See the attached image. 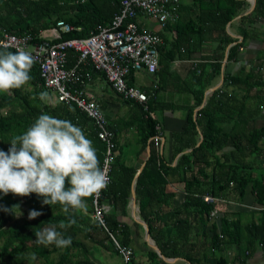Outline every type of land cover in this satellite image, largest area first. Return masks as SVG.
<instances>
[{
  "label": "trees",
  "instance_id": "obj_1",
  "mask_svg": "<svg viewBox=\"0 0 264 264\" xmlns=\"http://www.w3.org/2000/svg\"><path fill=\"white\" fill-rule=\"evenodd\" d=\"M106 7H109L108 13ZM119 7L118 0H0V25L7 31L17 35L29 34L32 42L45 40L40 35V32L54 27L55 22L59 19L81 27L79 31L61 32L60 38L51 40L56 42L60 39L90 35L97 30V26L109 24L113 16L119 11ZM239 9L240 2L231 0L229 6L219 11L222 14L221 18L224 23L232 20ZM255 12L257 16L264 17V0H256ZM170 27L168 26L167 29ZM175 30L176 37L168 52L174 51L176 53L175 57H182L184 54L181 51H184L183 53L185 51L192 53L194 49L190 48L189 33L184 28H178L177 24L175 25ZM248 35L246 31H243V39L229 47L227 53L229 60L237 59L239 46L243 45ZM232 41V38H224L222 49ZM185 44H188V48L181 50V47ZM0 50L12 51L2 48ZM160 51L161 49L159 48V76H161L160 71L167 70L166 60L162 58ZM262 57H264V53ZM74 59L75 56L70 51L68 65H72ZM210 67L211 72L208 71L206 64H199L200 73L192 72V88L190 91L195 101L193 106L188 108L185 126L180 132L173 134V153L174 155L181 153L186 147H190L191 150L181 154L174 166H170L165 161L153 140V137L160 133L156 128V125H159V119L154 115L150 116L142 105L135 104L140 111L138 120L135 121L134 119V123L140 127L138 129V141L142 149H145L148 142L150 144L149 157L135 182V195L139 205V214L146 222L149 234L163 254H167L164 247L167 245H171L172 249L176 250L175 244L176 239H178L183 243L182 248L185 252L183 256L191 263L196 262L195 257H193L196 255L194 253L196 244L189 239L192 227L189 219L179 217V213L183 212V210H194L200 217L199 222L204 223L209 213L215 208V204L205 202L202 196L209 194L219 198L224 195V190L230 184L234 186L236 192L241 196L245 187L251 183L253 190L257 194L258 201L260 203L264 202V184L261 183L259 187H256L253 175L245 171L242 173L243 169L250 168L246 166L243 158L258 149L259 141L264 136V125L258 129H249L246 134L244 131L239 134L233 125L230 129L224 128L221 124L222 120L217 114L218 110L226 103V100L223 97L221 98L223 95L219 94L222 93L221 89L213 91L206 103L197 111L196 117H193V109L203 103L204 93L220 72L221 63L215 60L213 64H210ZM30 75L32 79L22 88L13 89L8 93H0V149L7 151L10 147L9 142L14 136L23 134L40 114L47 113L57 118L70 120L80 126L87 137L93 141V145L97 150L99 164H101L105 148L104 143L97 136L93 122L75 104H66L64 102L52 104L50 99L41 100V93L46 94L49 90L44 86L38 66L35 63L31 68ZM97 75L108 84L102 74L93 72L94 77ZM252 77L251 74H246L244 79H240L239 74L230 75L225 73L222 87L229 84L236 85L239 81H243L249 90L252 89L253 85H261L259 81L250 83L249 80ZM128 83L132 84V74L129 75ZM141 89L148 95V110L151 112V110L155 111L158 109L159 101L153 98V94L156 93L157 89L147 87ZM259 100L264 101V93ZM130 102L123 100V103ZM168 107H172V105ZM3 109H6L5 113H2ZM197 126L202 135L199 145H196L193 139L186 144L178 143L186 135L195 138L198 132ZM110 127L114 130L111 125ZM225 147H229L231 150L224 152ZM217 151L221 152L220 157L216 155ZM210 166L215 169L216 175L206 172V169ZM223 170H225L224 174H222ZM171 172L182 174L181 182L186 194L180 209H175L169 215L162 217L161 214L157 213L158 210L154 206L159 203H168L173 198L174 192L167 190V176ZM135 173L136 169L133 166L126 165L124 161L120 160L119 155L115 156L110 182L104 194L111 202L121 204L123 213L131 194ZM187 174L189 176H186ZM41 201L42 197H38L35 193L23 197L15 196L11 193L7 196L0 195V205L7 207L16 205L17 213L22 210L27 215L22 221L17 222V216L13 213L0 211V238L2 239L0 244V264H35L40 257L44 261L43 264H69L72 262V257L69 256V253L74 246L79 245L77 240L71 237L72 243L65 248H58L55 245L45 247L37 243L35 233L45 227L56 226L57 231H60L65 238H68L66 228H60L59 225L63 223L68 229L72 228L76 232L80 229V218H83V215L86 218L89 216L72 209L65 213L61 205H44ZM87 202L91 205V198ZM33 209L40 211L42 214L30 220L28 219V213ZM153 214L155 215L153 216ZM171 215L176 217L171 238L172 242L173 239L176 241L173 243H162L154 234V223H160V221L164 220L162 218ZM150 216L152 218H149ZM73 220L75 223H72ZM106 221L108 229L115 239L120 244L129 245L131 236L129 226L110 218L109 215H106ZM94 223L95 227L105 233L98 223ZM134 227H138V224L134 223ZM212 231L210 249L218 248L224 238L231 243H244L249 251H253L259 245L264 249V211L260 222H252L246 225H241L237 219L228 220L223 216L218 217L215 223L212 224ZM105 235L110 239L107 233ZM52 253H55V256L51 255ZM172 253L175 254V252ZM32 254H35V260L32 259ZM148 257L149 259H154L157 254L152 249H148ZM208 257L206 253L205 259L207 260ZM71 264L85 263H81L78 260ZM129 264H133L132 260ZM214 264H226V261L217 257L214 260Z\"/></svg>",
  "mask_w": 264,
  "mask_h": 264
},
{
  "label": "crops",
  "instance_id": "obj_2",
  "mask_svg": "<svg viewBox=\"0 0 264 264\" xmlns=\"http://www.w3.org/2000/svg\"><path fill=\"white\" fill-rule=\"evenodd\" d=\"M179 1V18L168 29H159L153 20L143 15H139L135 19L141 27L157 31L163 37V44L159 48L161 49L162 58L166 60L167 70L160 71L161 76H159V68L155 74H149L144 70L136 72L132 74V84L140 88L157 89L156 93L153 94V98L159 101V105L158 109L151 110V113L159 119L160 138L157 148L170 166L176 164L181 154L191 150L190 147H186L181 153L174 155L173 134L180 132L185 126L188 108L193 106L195 101L190 91L192 88V72L195 71L191 68L193 62H196L198 67L199 64H206L209 72H211L210 64H213L215 60L221 63L220 72L204 93L203 103L193 109L194 118L197 111L206 103L209 95L213 91L221 89L222 93L219 94L223 95L221 98L223 97L226 100V106H222L217 114L222 120L221 124L224 128L230 129L233 125L239 134L242 131L246 134L249 129H258L264 125V101L259 100L264 93V57H262L264 53V17L256 15V0H237L240 2L237 15L225 23L219 11L229 6L231 0ZM106 10L108 13L109 7H106ZM176 24L178 28H184L189 33V41H191V47H189L192 50L194 49L192 53L181 51L184 54L182 57H175L176 53L174 51L168 52L176 37ZM48 29L46 30L48 31ZM46 30L41 31L40 35L43 36V32ZM243 31L249 34L248 38L245 39L242 46H239L237 59L229 60L227 58L228 49L231 45L243 39ZM51 35L50 31L48 36L43 37L50 38ZM226 37L232 38L233 41L222 49L221 46H223ZM186 48H188V44L181 47V50ZM170 57L171 59H169ZM225 73L230 75L239 74L240 79H244L246 74H251L253 77L249 80L250 83L259 81L261 85H253L252 89L249 90L243 81H239L236 85L229 84L222 87ZM215 86L217 88L212 91ZM49 92L52 93L51 90ZM86 96L100 103L106 115L108 126L111 125L115 130L110 127L116 138L115 156L119 155L120 160L124 161L126 165L133 166L136 173L139 174L149 157L147 150L149 142L145 149H142L137 137L134 146H131L130 134L133 130L138 132L140 128L134 123V119L137 121L140 115L139 108L135 105L137 102L123 103V99L113 92L109 84L102 80L99 75L94 77L92 82L88 84ZM169 105H172L173 108L168 107ZM197 130L195 138L186 135L178 143L186 144L193 139L196 145H199L201 132L198 126ZM230 150L229 147H225L224 152ZM216 155L220 157L221 152L217 151ZM220 159L222 160V158ZM243 160L246 166L250 168L243 169L242 173H244L243 171L251 173L256 187H259L261 183L264 184V136L259 141L258 149L247 154ZM206 172L216 175V171L212 169V166L208 167ZM222 172L224 174L225 170ZM137 176L133 179L131 194L124 207V213L121 204L113 203L105 196V200L109 205L106 215L122 224H127L131 230L129 246L133 249V264H212V262L214 264L217 257L224 259L226 264H264V249L260 245L255 247L253 251H249L244 243H231L224 238L218 248H209L212 244V224L215 223L218 217L223 216L228 220L237 219L241 225L252 222L258 223L262 220L264 202L260 203L258 201L251 183L245 187L241 196L230 184L224 190V195L219 197L220 200L214 202L215 208L213 210H216V217L210 219L208 216L204 223L199 222L200 217L194 210H183L178 214L181 218L189 219L192 227L189 239L196 244L194 252L196 255L193 256L196 262L191 263L183 256L185 254L182 248L183 243L178 239H176L177 241L173 239V242L176 241V250L172 249L171 245L164 246L167 254L161 252L150 234V241L156 245L158 251L149 245L144 226L140 223L142 221L146 224L139 214L136 195L134 205L131 200L132 190L135 194ZM186 176H189V174ZM167 178V190L173 191L174 196L168 203H159L154 206L158 210L157 213L161 214L162 217L169 215L175 209H180L186 194L181 182V173L171 172ZM87 205V212H82V214L89 217L86 218L83 215V218H80V229L78 231L74 232L72 228L64 227L68 237H72V239L79 242V245L70 250L69 256L72 257V262L80 260L81 263L85 264H123L122 258L116 251L112 241L106 237L101 229L94 226L95 223L91 217L92 208L88 202ZM149 218H152V216ZM162 219L164 220L160 223H154V234L162 243H173L171 238L176 217L171 215ZM134 223H137L138 227H134ZM148 249L155 251L157 257L149 259ZM172 252H175V254ZM206 253L209 256L207 260L205 259ZM51 255L55 256V253Z\"/></svg>",
  "mask_w": 264,
  "mask_h": 264
},
{
  "label": "built area",
  "instance_id": "obj_3",
  "mask_svg": "<svg viewBox=\"0 0 264 264\" xmlns=\"http://www.w3.org/2000/svg\"><path fill=\"white\" fill-rule=\"evenodd\" d=\"M119 11L107 25L97 26V30L85 37L60 38L61 32L81 30L62 19L49 28L51 37L41 42H32L29 34L17 35L0 25V48L16 51L23 48L34 57L44 86L54 93L57 102L75 104L96 127L98 138L104 143V154L100 164L109 178L115 158V133L108 126L106 115L100 103L86 96V88L94 79L93 72L100 73L110 88L121 99L135 101L148 111V95L137 85L128 83L130 74L146 71L155 74L159 68V47L163 37L157 31L141 27L135 19L143 15L153 20L159 29L165 30L179 18V0H118ZM4 46H7L6 48ZM75 59L68 65L69 52ZM197 63L191 68L200 73ZM264 90V89H263ZM159 130V125H156ZM160 133L153 137L155 146L159 145ZM109 184V183H108ZM108 187V185H107ZM107 187L99 196L91 198L92 220L108 234L123 264H129L133 258V249L120 244L107 226L106 213L109 205L105 200ZM207 203H214L220 198L209 194L202 196ZM216 217V210L209 213V218Z\"/></svg>",
  "mask_w": 264,
  "mask_h": 264
},
{
  "label": "clouds",
  "instance_id": "obj_4",
  "mask_svg": "<svg viewBox=\"0 0 264 264\" xmlns=\"http://www.w3.org/2000/svg\"><path fill=\"white\" fill-rule=\"evenodd\" d=\"M5 48L7 46H4ZM32 54L23 48L15 52L0 50V93L20 89L32 79ZM40 99H46L41 93ZM7 151L0 149V195L42 197L44 205L59 204L67 213L70 209L86 213L87 200L99 196L109 183L100 167L97 150L84 130L70 120L47 113L40 114L20 135L10 140ZM0 211L19 217L16 205H0ZM42 213L30 210L28 219ZM72 223H75L73 220ZM60 228L65 225L61 223ZM38 244L65 248L72 243L56 226L35 233ZM35 260V254H32Z\"/></svg>",
  "mask_w": 264,
  "mask_h": 264
},
{
  "label": "rangeland",
  "instance_id": "obj_5",
  "mask_svg": "<svg viewBox=\"0 0 264 264\" xmlns=\"http://www.w3.org/2000/svg\"><path fill=\"white\" fill-rule=\"evenodd\" d=\"M48 35H49V32L47 30L43 32V36L44 37H46ZM53 95H54V93L52 94L51 92H47L46 93V99L47 100L50 99V101L52 102V104H54V102H56L54 100V96ZM5 112H6V109H3L2 110V113H5ZM137 137H138V132L133 130L131 132V134H130V140L132 141L131 146H134V142H136ZM21 212H22V210H21ZM26 216H27L26 213L25 212H22V215H20L19 217H17V219H16L17 222L22 221ZM1 241H2V239L0 238V244H1ZM43 262L44 261L42 260V258H39V259L36 260V263L35 264H42Z\"/></svg>",
  "mask_w": 264,
  "mask_h": 264
},
{
  "label": "water",
  "instance_id": "obj_6",
  "mask_svg": "<svg viewBox=\"0 0 264 264\" xmlns=\"http://www.w3.org/2000/svg\"><path fill=\"white\" fill-rule=\"evenodd\" d=\"M216 88H217L216 86L213 87V88H212V91L215 90ZM201 139H202V135H201ZM149 148H150V146H149V144H148V146H147L148 155H149V151H150ZM136 175H138V172L135 174L134 179H135ZM131 200H132V204L134 205V204H135V194H134V191H133V190H132ZM140 223L144 226L146 239H147L149 245H150L152 248H154L155 250L158 251V248L156 247V245H154V244L150 241V238H149V231H148L147 225H146L144 222H142V221H140Z\"/></svg>",
  "mask_w": 264,
  "mask_h": 264
}]
</instances>
